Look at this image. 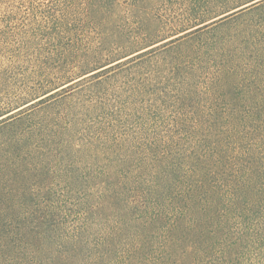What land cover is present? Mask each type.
<instances>
[{
    "label": "rangeland",
    "instance_id": "rangeland-1",
    "mask_svg": "<svg viewBox=\"0 0 264 264\" xmlns=\"http://www.w3.org/2000/svg\"><path fill=\"white\" fill-rule=\"evenodd\" d=\"M154 42L152 63L125 75L133 114L125 125L170 127L179 113H197L205 125L257 127L264 0H0V227L29 220L40 197L64 205V179L80 174V83L62 89ZM254 200L223 260L213 253L196 264H264V195Z\"/></svg>",
    "mask_w": 264,
    "mask_h": 264
},
{
    "label": "trees",
    "instance_id": "trees-1",
    "mask_svg": "<svg viewBox=\"0 0 264 264\" xmlns=\"http://www.w3.org/2000/svg\"><path fill=\"white\" fill-rule=\"evenodd\" d=\"M154 45L62 89L80 83V174L64 179V205L40 197L29 220L2 224L0 264H186L185 255L196 264L213 253L222 261L231 228L245 232L264 195V114L245 129L205 125L197 113L198 123L179 113L170 127L125 125V75L152 63ZM42 130L40 144L51 133Z\"/></svg>",
    "mask_w": 264,
    "mask_h": 264
}]
</instances>
